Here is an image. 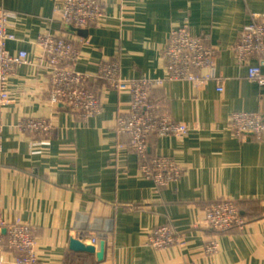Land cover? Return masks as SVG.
Segmentation results:
<instances>
[{
	"label": "crops",
	"instance_id": "obj_1",
	"mask_svg": "<svg viewBox=\"0 0 264 264\" xmlns=\"http://www.w3.org/2000/svg\"><path fill=\"white\" fill-rule=\"evenodd\" d=\"M61 0H0L12 13L10 52L28 60L10 76L8 104L0 107V211L12 223L33 229L38 264H264V133L236 135L231 115L259 113L264 119V85L247 80V65L232 51L244 26L264 22V0H99L103 17L83 29L89 41L79 49L76 68L91 76L89 88L101 111L82 119L45 93L50 70L40 35L70 37L54 5ZM187 26L206 36L216 53L214 80L165 81L151 100L158 115L188 126L185 135L149 139L148 154L172 159L180 176L158 187L139 172L129 137L116 119L128 110L127 90L97 78L104 61L118 59L123 79L165 78L163 58L170 34ZM255 61H251L254 63ZM26 118H44L48 135L22 131ZM234 200L244 223L217 233L218 249L207 253L202 229L207 203ZM169 225L186 235L183 244L150 246V232ZM89 235L105 242L103 259L73 251L71 239ZM13 253L0 259L12 264Z\"/></svg>",
	"mask_w": 264,
	"mask_h": 264
},
{
	"label": "built area",
	"instance_id": "obj_2",
	"mask_svg": "<svg viewBox=\"0 0 264 264\" xmlns=\"http://www.w3.org/2000/svg\"><path fill=\"white\" fill-rule=\"evenodd\" d=\"M54 12L60 14L62 22L73 29L83 30L96 24L103 17L99 0H61L54 5ZM12 13L0 9V107L8 104L7 84L15 69L28 60L25 51L10 52L8 44L15 41L8 31ZM206 36L193 35L187 26H182L170 34L164 49L166 63L165 78L123 79L120 75L118 59L104 61L97 72V78L107 87L130 95V104L125 113L118 115L115 129L117 133L129 137L130 148L138 155L139 172L158 187L177 179L181 167L168 157L148 156L149 137L178 136L188 132V126L168 115H158L151 100L154 87L165 81H189L197 84L207 80L216 82V89L222 91V79L215 72L216 53ZM87 40L81 35L70 37L43 34L38 44L42 49L50 75L45 93L54 106L62 103L74 115L85 119L101 111L99 95L89 88L91 76L77 70L79 49ZM235 58L247 65V80L254 85H264V22L253 21L240 32L232 47ZM251 61H255L251 63ZM18 128L38 136H45L51 124L44 118H26L18 123ZM232 131L236 135L252 134L260 139L264 133V119L259 113L237 112L231 115ZM244 219L234 200L219 199L204 207V217L200 225L209 236L204 248L207 253L218 249L217 233L241 227ZM186 235L175 231L169 225L155 227L149 234L147 243L156 248L173 244H183ZM99 237L89 235L85 246L96 247ZM4 250L13 253L12 264H38L33 229L20 223L6 221L0 211V255ZM0 264H4L0 259Z\"/></svg>",
	"mask_w": 264,
	"mask_h": 264
},
{
	"label": "water",
	"instance_id": "obj_3",
	"mask_svg": "<svg viewBox=\"0 0 264 264\" xmlns=\"http://www.w3.org/2000/svg\"><path fill=\"white\" fill-rule=\"evenodd\" d=\"M77 35L84 36V30H77L75 31ZM61 104V103H60ZM69 248L73 251H81V252H93L98 261L103 259L104 252H105V242L98 241L96 247L94 246H85L81 241L78 239H71L69 243Z\"/></svg>",
	"mask_w": 264,
	"mask_h": 264
},
{
	"label": "trees",
	"instance_id": "obj_4",
	"mask_svg": "<svg viewBox=\"0 0 264 264\" xmlns=\"http://www.w3.org/2000/svg\"><path fill=\"white\" fill-rule=\"evenodd\" d=\"M152 136H153V135H152ZM150 137H151V136H150ZM150 137H149V139H150ZM148 156H149V157H152V156H150L149 154H148Z\"/></svg>",
	"mask_w": 264,
	"mask_h": 264
}]
</instances>
